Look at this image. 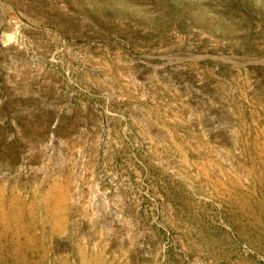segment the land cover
Segmentation results:
<instances>
[{
  "label": "rangeland",
  "instance_id": "obj_1",
  "mask_svg": "<svg viewBox=\"0 0 264 264\" xmlns=\"http://www.w3.org/2000/svg\"><path fill=\"white\" fill-rule=\"evenodd\" d=\"M0 264H264V0H0Z\"/></svg>",
  "mask_w": 264,
  "mask_h": 264
}]
</instances>
